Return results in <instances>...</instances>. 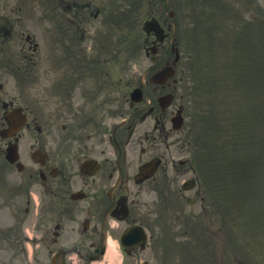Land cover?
Segmentation results:
<instances>
[{"label":"flooded vegetation","instance_id":"af4514ba","mask_svg":"<svg viewBox=\"0 0 264 264\" xmlns=\"http://www.w3.org/2000/svg\"><path fill=\"white\" fill-rule=\"evenodd\" d=\"M145 96H146V111H147V86L145 88ZM147 141V134L145 137ZM79 145V141L72 138L69 141V150L74 156L79 155V151L77 150ZM85 149V148H84ZM84 153V150H81ZM58 152H55L54 155L57 157ZM87 158H95V150L91 151L88 154ZM91 177H82L81 184L84 188L89 189L88 191H83L82 199L84 202H87L90 206H92L98 214V222L101 225L103 220L108 217V213L117 214V218L122 223H132L139 222L142 223L143 213L139 211V209L134 205L129 211H127L126 215H122L118 212L120 206L116 204V200L118 197L123 196V194L119 193L118 189L113 193L109 192L111 189V185H109V175H105L103 173V168L100 172L98 170L92 169ZM48 186V191L50 195V217L54 222V231L53 235L54 239H58L63 235V229L61 230L60 219L66 220L69 216H71L72 212H74L77 208H80V200L72 201L71 198H67V194H70L71 187V177L64 176L59 171H55L54 175H51L46 182ZM76 187L80 188L78 183L75 184ZM58 192H63L61 197V210H57V202L56 198ZM58 218V219H57ZM120 223H117L119 225Z\"/></svg>","mask_w":264,"mask_h":264},{"label":"rangeland","instance_id":"374dc122","mask_svg":"<svg viewBox=\"0 0 264 264\" xmlns=\"http://www.w3.org/2000/svg\"><path fill=\"white\" fill-rule=\"evenodd\" d=\"M145 17H146V16H145L144 14L141 15V18H142V19H144ZM125 59H126V58H125ZM139 61H143V59L140 58ZM147 63H148V62H147ZM246 115H247V117H249V120L247 121V124H245V126H244L243 129H238V128H236L234 125L231 124V125H229V127L227 128V131L232 132L233 130H235V131H237V132L247 133V127H248L249 123L252 121V113H249V111L247 110V111H246ZM214 117H218V118L223 117V112H222V110H221V109L217 110L216 113L214 114ZM207 121H208V119H205V122H207ZM214 127H215L214 132H217V131H219V130L222 129V128H217V127H223V125L215 124ZM198 136H200V137L202 136V131L198 132ZM215 142H216V145H217V147H218V149H217V154L219 155V157H221V159H224V161H227V160H228V158H227V156H228V149H227L226 141H225L224 139H222V140H220L219 142H217V141L215 140ZM257 142H258V140H255V141H254V143H257ZM251 144H252V142H251L250 140H248L247 143H246L245 145H242V146H243V147L252 146ZM245 154H246L247 156H250V157L256 155L254 149L252 150V152H247V153H245ZM246 174H247V171H246V170H243L241 173L237 174V176H238L239 178H243L242 180H243V182H244V181H246V178H245ZM227 177H229L228 173H227ZM226 189H227V190H226L227 193L235 194L234 192H232V191L229 189V187H227ZM252 190H257V189H252ZM237 211H239V214L241 213L240 210L236 209V212H237ZM225 212H226L227 216H228L230 219H233V218H235V217L237 218V216H238V215H236V213L230 212V211H228V210H225ZM225 212H224V213H220V214H221V216H224V217L226 218V214H225ZM248 214H249V213H248ZM256 217L259 218V214H257ZM222 220H223V219H222ZM236 224L239 225L240 227H243V225H242L241 222H238V221H237ZM252 224H254V225H259L258 223H252ZM252 224H250V225H252ZM250 229H256V228L250 227ZM259 229H260V228H259ZM229 230H230V232H231V238H230L229 235H227V237L229 238V242H230L231 244H234V243H236V242H242V243H243V240H244L245 237H246V239H247V242L250 241V237H249V236H250V233H249V232H246L245 235L240 236V235H238V233L240 232L239 229H237V228H235V227H232V228H230ZM261 234L264 235V228L262 229ZM239 239H240L241 241H240ZM259 241H260V237H258V238L255 239V242H254V243H255L256 246L259 244ZM216 243H217V246H218V245H219V242L216 241ZM245 246H246V244H245ZM216 251L219 252V251H220V247H217ZM247 252H248L249 254H248L247 256H244V255H243V256L246 258L248 264H253L252 262H253L254 260H256V259H258V260L260 261V264H263V263L261 262V260L258 258V254L256 253L254 247H250L249 250H248ZM221 253H222V249H221ZM192 257H193V256H191V258H192ZM226 259L228 260V258H226ZM227 260H226V261H227ZM226 261H225V262H226ZM214 264H217V262L215 261Z\"/></svg>","mask_w":264,"mask_h":264},{"label":"bare ground","instance_id":"6f19581e","mask_svg":"<svg viewBox=\"0 0 264 264\" xmlns=\"http://www.w3.org/2000/svg\"><path fill=\"white\" fill-rule=\"evenodd\" d=\"M107 260H108V264H113L114 262V257L112 255V253H110V255L107 257Z\"/></svg>","mask_w":264,"mask_h":264}]
</instances>
